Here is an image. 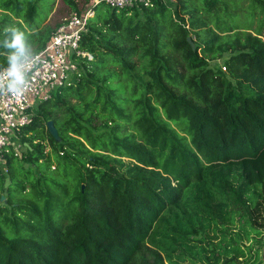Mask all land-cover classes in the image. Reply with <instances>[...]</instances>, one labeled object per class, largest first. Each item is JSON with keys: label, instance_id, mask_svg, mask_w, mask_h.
<instances>
[{"label": "trees", "instance_id": "trees-1", "mask_svg": "<svg viewBox=\"0 0 264 264\" xmlns=\"http://www.w3.org/2000/svg\"><path fill=\"white\" fill-rule=\"evenodd\" d=\"M60 1L0 0V69L5 28L37 53L94 10L4 152L0 264H264V0Z\"/></svg>", "mask_w": 264, "mask_h": 264}, {"label": "built area", "instance_id": "built-area-1", "mask_svg": "<svg viewBox=\"0 0 264 264\" xmlns=\"http://www.w3.org/2000/svg\"><path fill=\"white\" fill-rule=\"evenodd\" d=\"M99 1L93 0L92 3L96 4ZM101 1L117 10L151 4V0ZM93 16L94 10L92 6H88L81 13H72L63 20L43 49L34 53L35 62L28 75L29 84L22 94L0 91V165L2 167L5 161L4 152L9 146L14 148L16 155L20 154L21 142L16 143L14 138L18 136L23 126L30 123L32 106L49 99L53 89L67 83L70 73L76 70L75 56L86 55V52L79 50V43L88 20ZM34 99L38 100L33 102Z\"/></svg>", "mask_w": 264, "mask_h": 264}, {"label": "clouds", "instance_id": "clouds-1", "mask_svg": "<svg viewBox=\"0 0 264 264\" xmlns=\"http://www.w3.org/2000/svg\"><path fill=\"white\" fill-rule=\"evenodd\" d=\"M4 36L7 66L0 70V91L22 94L29 84L28 75L35 62V55L25 32L19 28H5Z\"/></svg>", "mask_w": 264, "mask_h": 264}, {"label": "rangeland", "instance_id": "rangeland-1", "mask_svg": "<svg viewBox=\"0 0 264 264\" xmlns=\"http://www.w3.org/2000/svg\"><path fill=\"white\" fill-rule=\"evenodd\" d=\"M54 3V4H53ZM52 5H53V10L54 9H56L57 8V12L54 14V17L56 16V14L58 13V15H59V17H61V16H63V14H62V12L61 11H59V10H65L64 9V7L62 6V3H61V1L60 0H40V3L38 4V12H39V14L41 15V16H38V17H36V20H39L41 17H43V15L45 14V13H48L49 11H50V9H51V7H52ZM107 5V4H106ZM106 5H102L103 7H107ZM102 7V8H103ZM108 7H110V6H108ZM111 8V7H110ZM113 9V8H112ZM53 10H52V12H53ZM59 11V12H58ZM51 12V13H52ZM51 13H50V16H51ZM50 16L48 17V19L50 18ZM54 17L52 18V20H50V21H53L54 20ZM215 62L214 61H212L211 62V64H214ZM56 89L57 88H55V89H53L52 90V94L56 91ZM36 100H38V99H34L33 100V102H35ZM39 103L40 102H38V103H36V105H33L32 106V110H38V105H39ZM14 140H15V142L17 143L18 141H19V138H18V136H16L15 138H14ZM15 143V144H16Z\"/></svg>", "mask_w": 264, "mask_h": 264}, {"label": "water", "instance_id": "water-1", "mask_svg": "<svg viewBox=\"0 0 264 264\" xmlns=\"http://www.w3.org/2000/svg\"><path fill=\"white\" fill-rule=\"evenodd\" d=\"M187 41L188 43L191 45L192 48H194V42L192 40V38L190 36L187 37ZM46 127L47 130L49 132V134L56 140L59 141V135H58V131L53 123L52 120H49L46 122ZM4 197L2 196L1 199H3Z\"/></svg>", "mask_w": 264, "mask_h": 264}]
</instances>
